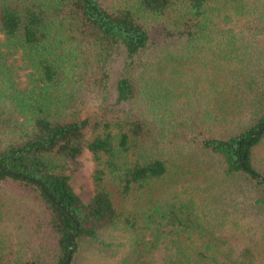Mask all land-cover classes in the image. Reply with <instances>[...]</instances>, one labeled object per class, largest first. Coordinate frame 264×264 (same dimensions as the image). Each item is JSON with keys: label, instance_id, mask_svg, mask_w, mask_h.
Returning <instances> with one entry per match:
<instances>
[{"label": "trees", "instance_id": "16d2710c", "mask_svg": "<svg viewBox=\"0 0 264 264\" xmlns=\"http://www.w3.org/2000/svg\"><path fill=\"white\" fill-rule=\"evenodd\" d=\"M257 39L264 0H0V264H66L71 248V264H264V176L252 164L264 139L252 138L264 127V50L256 70L237 55ZM204 42L239 63L220 77L237 87L244 79L252 120L242 131L212 125L224 117L174 113L182 68ZM15 56L28 64L30 89ZM86 150L88 203L65 173ZM204 174L200 206L181 181ZM238 179L258 192L250 210L263 220L259 238L246 239L238 207L209 200L218 182Z\"/></svg>", "mask_w": 264, "mask_h": 264}, {"label": "rangeland", "instance_id": "374dc122", "mask_svg": "<svg viewBox=\"0 0 264 264\" xmlns=\"http://www.w3.org/2000/svg\"><path fill=\"white\" fill-rule=\"evenodd\" d=\"M214 44V42H204L201 45L204 50L199 52L197 59L188 61L182 68L183 104H180L179 110H175L174 113H177V117H180L181 120L186 117L203 118L205 116H213L214 118L216 117L217 120L224 117V119L228 121L227 125L223 126V124H216L218 121L212 125H216L219 131L239 132L248 127L252 120V109H248L244 104L248 98L245 92L246 90L244 89V79H242L240 87H237L239 81L235 83L230 81L224 84L225 81L220 75L223 74L224 76L227 75L228 77H232L233 72L240 67L237 65L239 63L230 64L229 61L222 59L224 55L219 50H216V46L213 47ZM250 44L251 46L245 51ZM263 50L264 42L260 39L254 40L252 43L245 41L244 46L237 49V55L239 59L248 56L250 60L240 66L244 65V67L249 70H256L257 67H262L259 61H261ZM226 52H228V50H226ZM11 60H15V66H18L17 75L21 88L30 89L31 87L28 79L30 69L28 68V64L20 56L12 57ZM122 65V59H118L114 65L113 85L120 75ZM218 85L221 88L225 87V92L218 90L216 87ZM233 85L237 88H235V86L233 87ZM219 108H222L223 111L219 112ZM174 115L175 114L172 113V116ZM221 115L222 117L219 118ZM252 164L254 168L264 176V139L253 150ZM207 167L208 165H204V167L199 168V170L205 173ZM93 170L94 163L92 156L87 150L78 160L67 161L65 164V173L69 175L73 189L85 203H88L94 195L92 180ZM196 176L191 178L192 180L181 182L182 185L185 184V186H183L190 193V196L195 197L196 201L201 206L203 203H206L204 199L207 193H204L203 189L208 184L205 182L206 174ZM212 189V193L208 195L212 196L211 199H209L211 204H219V208H223L224 210L229 209V211H232L233 207H238L239 217L243 225V232L246 233V239H249L251 236L259 238L263 230V220L261 216L256 214V211L250 210L252 209L250 206L254 198L258 195V192L252 185L244 179H238L235 183L218 182L217 186ZM163 196L165 199H171L173 196V189L166 188ZM183 196L184 193H182V197ZM187 197L188 196L185 195L186 199ZM215 199L219 200V202H216ZM230 218H232V215ZM230 228H232L231 225ZM240 231H242L241 228H239V232ZM6 232L16 240L18 231L14 224H8L6 226ZM199 243L201 242L199 241ZM17 244H19V242H17ZM18 248L19 246L17 249ZM82 258L83 257H79L76 264H97L94 258H89L88 260ZM115 260L116 258L111 260L99 259L98 264H112ZM156 261H158L156 258H146L143 262L141 261L142 263L140 264H154Z\"/></svg>", "mask_w": 264, "mask_h": 264}, {"label": "water", "instance_id": "95a60500", "mask_svg": "<svg viewBox=\"0 0 264 264\" xmlns=\"http://www.w3.org/2000/svg\"><path fill=\"white\" fill-rule=\"evenodd\" d=\"M263 132H264V127H263V129H262L261 131H259L258 133L253 134L252 138H255L256 136L261 135ZM256 177H257L261 182L264 183L263 178H261V177H259V176H257V175H256ZM50 198L53 200L52 197H50ZM77 230H78V226H77ZM72 237H74V234H72V235L70 236V238H72ZM73 252H74V248H71L70 253H69V255H68V258H67V261H66V264H71Z\"/></svg>", "mask_w": 264, "mask_h": 264}]
</instances>
